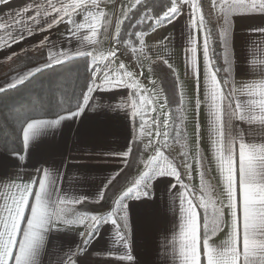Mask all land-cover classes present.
<instances>
[{"label": "snow or ice", "instance_id": "snow-or-ice-1", "mask_svg": "<svg viewBox=\"0 0 264 264\" xmlns=\"http://www.w3.org/2000/svg\"><path fill=\"white\" fill-rule=\"evenodd\" d=\"M177 34L183 80L175 53L162 52L177 47ZM255 38H264V0H0V60L31 50L43 58L0 84V102L41 72L84 62L63 101L38 98V108L0 124L17 169L88 111L133 127L122 147L101 154L119 164L87 193L65 186L63 160L45 159L27 179L0 178V264H44L51 234L72 229L79 242L54 248L55 264H89L102 239L118 264H134L125 201L150 202L158 191L174 221L158 239L162 264H264V62L253 58L264 42Z\"/></svg>", "mask_w": 264, "mask_h": 264}, {"label": "crops", "instance_id": "crops-1", "mask_svg": "<svg viewBox=\"0 0 264 264\" xmlns=\"http://www.w3.org/2000/svg\"><path fill=\"white\" fill-rule=\"evenodd\" d=\"M246 23L259 24L260 20L247 21ZM240 34L238 27L237 35ZM39 39V37L35 38ZM260 39L264 42V38ZM31 42V41H30ZM155 38L150 40L154 43ZM177 47L162 49L165 58L170 52H174L172 62L181 68V79L183 80L182 64L180 60V37H176ZM33 51V50H31ZM155 59V57H153ZM257 63L264 62V47L259 44L255 48V56L253 57ZM8 62L7 60H0V63ZM127 62V61H126ZM147 61H145L147 72ZM35 69V68H32ZM28 69L20 70L16 73L10 74L0 80V84H4L11 76L18 75ZM246 79L259 81L260 77H247ZM144 85L151 88L147 80H144ZM185 91L190 92L188 82L185 81ZM99 99V97H97ZM116 103V102H114ZM189 113V118H190ZM139 124V120L136 121ZM190 130V125H189ZM133 131V127L129 125L128 121L122 115L118 114H97L91 111L84 113L81 117L72 121H66L62 127L53 135L43 138V142L33 149H30L28 158L20 167L18 161L10 153H5L0 147V178H6L14 172H19L20 175L27 179L28 176L34 175V168L39 167L45 159L54 160L56 163H63L69 167V174L66 177L64 184L67 186L70 182L82 193H87L93 185L99 184L108 175L109 169H115L119 162L101 155L109 150H115L124 145L126 138ZM138 133V127L135 128ZM177 146L173 144L171 151L175 155ZM94 158H87L88 156ZM78 157H83L77 159ZM78 165H87V168L77 173L75 167ZM63 171V169H62ZM136 175V170L132 176ZM73 176L78 179L73 180ZM129 179H131V177ZM215 183V181H212ZM198 185V178L193 181ZM2 193V189H0ZM166 196L163 192H157L154 199L150 202H142L139 200L129 199L125 201L128 203L131 214V232L129 239L133 244V255L136 258L134 264H162L163 257L158 255V239L162 238L161 234L165 229L173 227V217L171 213L165 212ZM78 210H83L84 206H76ZM76 231L79 229H72L68 233H52L49 237L48 251L49 255L44 257V264H55V255H52L54 248L61 244L77 240ZM170 234V233H169ZM223 236L218 234L217 242H221ZM77 242H79L77 240ZM107 245L104 240L97 241L89 252V264H118L115 256H109L106 252ZM127 264V262H125Z\"/></svg>", "mask_w": 264, "mask_h": 264}, {"label": "trees", "instance_id": "trees-1", "mask_svg": "<svg viewBox=\"0 0 264 264\" xmlns=\"http://www.w3.org/2000/svg\"><path fill=\"white\" fill-rule=\"evenodd\" d=\"M42 63L43 58L36 50L29 51L26 56L21 54L19 60L13 59L12 61L0 63V80L19 70ZM83 63V61L77 60L74 63L57 66L54 69L41 72L36 75L35 79L26 83L18 91L12 92L9 96L4 97L3 102H0V124H3L5 118L13 111L19 113L29 108H38L39 105L33 103L38 98H43L47 101L54 95L57 101H63L65 97L62 93L65 91L71 92L77 87L76 77L79 73L76 72V69L82 66ZM3 143L4 137L0 134V147L4 152L9 153L2 147ZM133 172L134 169L129 174V177L132 176Z\"/></svg>", "mask_w": 264, "mask_h": 264}, {"label": "rangeland", "instance_id": "rangeland-1", "mask_svg": "<svg viewBox=\"0 0 264 264\" xmlns=\"http://www.w3.org/2000/svg\"><path fill=\"white\" fill-rule=\"evenodd\" d=\"M105 46H107V43H105ZM33 51H35V50H33ZM41 64H39V65H35V66H31V67H28V68H25V69H29V68H36V67H39ZM24 70V69H23ZM20 71V70H19ZM18 72V71H17ZM16 73V72H15ZM145 73H147L146 72V70H145ZM13 74V73H12ZM176 145V144H175ZM177 147L176 148H178L179 146L178 145H176ZM6 153V152H5Z\"/></svg>", "mask_w": 264, "mask_h": 264}]
</instances>
